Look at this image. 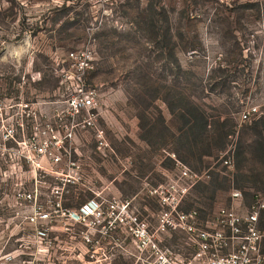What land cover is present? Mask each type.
Here are the masks:
<instances>
[{
    "label": "rangeland",
    "instance_id": "1",
    "mask_svg": "<svg viewBox=\"0 0 264 264\" xmlns=\"http://www.w3.org/2000/svg\"><path fill=\"white\" fill-rule=\"evenodd\" d=\"M79 85L96 91L93 127L70 113ZM194 104L209 133H230L210 156L185 143ZM247 104L264 105V0H0V264H150L131 234L156 232L168 207L154 191L186 187L180 209L202 219L233 189L250 201L264 117L240 125ZM172 156L203 181L181 180ZM89 203L117 222L110 239Z\"/></svg>",
    "mask_w": 264,
    "mask_h": 264
},
{
    "label": "built area",
    "instance_id": "2",
    "mask_svg": "<svg viewBox=\"0 0 264 264\" xmlns=\"http://www.w3.org/2000/svg\"><path fill=\"white\" fill-rule=\"evenodd\" d=\"M70 57L78 60L73 53ZM79 60L83 59L79 58ZM93 60L89 58L78 63L81 73L92 68ZM96 96L95 90L85 91L79 85L78 94L70 101L72 116L87 113L88 117L83 122L85 128L95 125L96 115L93 111L98 107ZM261 117H264V105L247 104L239 113L238 122L240 125L251 124ZM236 146V142L233 141L220 158L222 165L229 170L235 167ZM172 159L176 162L181 180L192 182V185L203 181L204 177L191 171L174 156ZM187 192L188 189L178 183L170 185L169 194L154 191L159 194L163 205L168 207L160 216L156 232L149 234L146 226L140 224L135 233L131 234L138 249L142 253L151 254L150 264H264V191L253 193L249 197L250 201H247L248 198L242 191L233 189L229 202L211 211L203 219L197 211L185 212L180 209ZM28 196L31 199V195ZM82 210L87 215L96 214L104 221L108 220V228H103L105 233L115 228L116 221L109 215L108 218L104 217L105 213L101 212L99 206L96 213L91 203ZM114 212L111 211V214ZM85 220L83 218V221ZM164 233L183 234L185 244L180 248L161 246L157 235ZM86 241V244L90 245L91 241L89 239ZM190 248L192 254L189 256L186 251Z\"/></svg>",
    "mask_w": 264,
    "mask_h": 264
},
{
    "label": "trees",
    "instance_id": "3",
    "mask_svg": "<svg viewBox=\"0 0 264 264\" xmlns=\"http://www.w3.org/2000/svg\"><path fill=\"white\" fill-rule=\"evenodd\" d=\"M193 107H192V110L189 113V116L187 117L188 119L186 121L187 125L189 126V133H187V136L184 138L185 143L188 145H194V146L195 145H201V146H203L205 151L201 154L199 153L200 157L207 156V155L210 156L212 151L215 150V148L222 145L223 139L225 142V140L230 136V133H227L224 130L225 127L223 125L221 126V128L219 127L217 134L215 132L209 133V131L207 130L209 125L207 123L206 115L203 114V112H201L199 107L195 106V104ZM256 136H257V140H255V142H254L253 152H254L255 158L257 157V159L259 160L260 165L262 167H264V136H262L259 133L256 134ZM253 170L254 169L250 170V172H252ZM251 176H252V174H251ZM251 176H249V177H251ZM260 182L264 183V181H260ZM59 184H61V183H58V185ZM212 186L214 187V191H213L214 193H213V197H212V199L214 200V198H215L214 195H215V192L217 191L218 187L216 185L214 186V184H212ZM107 222H108V220L104 221L100 227L101 228H104V227L108 228ZM112 233H113V229L107 230V232L105 234V235H107L105 237V240L110 239ZM104 244H106V243H104ZM89 247H90V245H87L88 249H89Z\"/></svg>",
    "mask_w": 264,
    "mask_h": 264
}]
</instances>
